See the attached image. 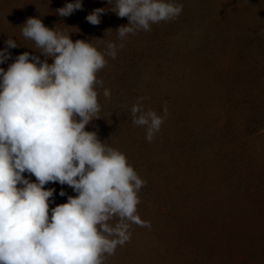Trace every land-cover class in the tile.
<instances>
[{
	"label": "rangeland",
	"instance_id": "1",
	"mask_svg": "<svg viewBox=\"0 0 264 264\" xmlns=\"http://www.w3.org/2000/svg\"><path fill=\"white\" fill-rule=\"evenodd\" d=\"M67 2L0 0V48L8 37L19 44L0 66L24 51L41 55L22 35L28 17L102 51L117 44L97 73L100 118L86 128L145 181L137 212L151 226L132 223L130 239L103 264H264V0H175L177 17L123 40L116 29L128 18L108 0L56 14ZM97 7L108 10L93 25L85 17ZM137 102L160 115L167 106L151 142L133 123ZM45 187L56 189L50 208L77 195L59 182Z\"/></svg>",
	"mask_w": 264,
	"mask_h": 264
},
{
	"label": "clouds",
	"instance_id": "2",
	"mask_svg": "<svg viewBox=\"0 0 264 264\" xmlns=\"http://www.w3.org/2000/svg\"><path fill=\"white\" fill-rule=\"evenodd\" d=\"M108 4L128 18L116 29L121 40L174 19L183 8L175 0ZM82 8L83 0H68L56 14ZM106 10L97 7L85 19L98 25ZM22 35L34 41L44 59L24 51L7 69L0 66V264H103L105 254L130 239L132 223L151 226L137 212L145 181L125 153L86 128L100 118L97 86L103 81L97 73L106 57H116L118 46L109 41L102 51L88 40L74 41L40 17H28ZM5 44L0 65L12 56L9 49L19 46L12 37ZM131 112L149 142L168 115L166 105L160 115L140 102ZM49 182L66 184L77 195L50 208L56 189L46 188ZM59 194L66 195L65 189Z\"/></svg>",
	"mask_w": 264,
	"mask_h": 264
}]
</instances>
